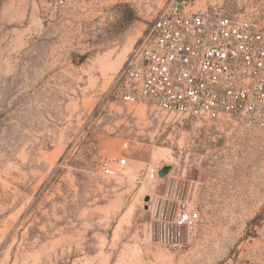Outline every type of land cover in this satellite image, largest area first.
<instances>
[{
	"label": "rangeland",
	"instance_id": "1",
	"mask_svg": "<svg viewBox=\"0 0 264 264\" xmlns=\"http://www.w3.org/2000/svg\"><path fill=\"white\" fill-rule=\"evenodd\" d=\"M57 1L3 0L0 264H264V132L107 96L170 0ZM184 201L200 220L166 239Z\"/></svg>",
	"mask_w": 264,
	"mask_h": 264
},
{
	"label": "built area",
	"instance_id": "2",
	"mask_svg": "<svg viewBox=\"0 0 264 264\" xmlns=\"http://www.w3.org/2000/svg\"><path fill=\"white\" fill-rule=\"evenodd\" d=\"M197 1L170 0L157 12L107 96L175 119L264 132V17L228 13L221 0L205 7ZM127 165L122 154L103 172L118 178ZM200 216L182 202L172 220L159 218L165 238L174 241L182 229H194Z\"/></svg>",
	"mask_w": 264,
	"mask_h": 264
},
{
	"label": "bare ground",
	"instance_id": "3",
	"mask_svg": "<svg viewBox=\"0 0 264 264\" xmlns=\"http://www.w3.org/2000/svg\"><path fill=\"white\" fill-rule=\"evenodd\" d=\"M198 2H201V1H199L198 0ZM125 51V50H124ZM127 51H125V53H126ZM125 53H124V55H125ZM121 55H122V53H121ZM123 59H124V56H120V57H118L117 59H116V61H115V63L113 64L114 65V69H117L119 66H121V63L123 62ZM111 67V66H110Z\"/></svg>",
	"mask_w": 264,
	"mask_h": 264
},
{
	"label": "water",
	"instance_id": "4",
	"mask_svg": "<svg viewBox=\"0 0 264 264\" xmlns=\"http://www.w3.org/2000/svg\"><path fill=\"white\" fill-rule=\"evenodd\" d=\"M170 167L166 166L160 171V175L163 176L169 171Z\"/></svg>",
	"mask_w": 264,
	"mask_h": 264
},
{
	"label": "crops",
	"instance_id": "5",
	"mask_svg": "<svg viewBox=\"0 0 264 264\" xmlns=\"http://www.w3.org/2000/svg\"><path fill=\"white\" fill-rule=\"evenodd\" d=\"M2 10H3V0H0V20L2 17Z\"/></svg>",
	"mask_w": 264,
	"mask_h": 264
}]
</instances>
